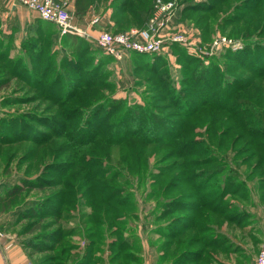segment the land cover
Listing matches in <instances>:
<instances>
[{
    "label": "rangeland",
    "instance_id": "obj_1",
    "mask_svg": "<svg viewBox=\"0 0 264 264\" xmlns=\"http://www.w3.org/2000/svg\"><path fill=\"white\" fill-rule=\"evenodd\" d=\"M113 1H102L96 13L100 21L91 25L99 30L97 36L88 33L78 47L50 26L46 30L45 23L43 32L19 30L11 25L16 19L11 20L9 32L0 27V197L8 187L34 183L39 176H53L49 178L55 183L59 169L50 166L68 162L71 155L62 151L68 142L65 132L73 133L84 124L88 111L101 106L96 104L120 100L130 107L144 105L146 99L155 114L143 122L151 128L144 129L150 143L143 138L117 145L101 140L96 142L99 150L91 147L98 156L107 154L108 162L132 179L120 189L127 194V205L114 209L116 196L109 203L110 191L102 192L97 183L102 182V173L93 182L97 186L92 192L91 181L84 179L86 171L78 164L76 174L78 169L83 172L75 181L79 189L70 194L72 205L64 206L59 217L48 215L44 221L27 217L31 208L40 209L39 202L51 201L63 187L36 184L9 197L6 211L0 204L1 223L24 244L34 246L30 250L35 264H82L84 251L91 256L89 263L85 258L88 264H255L264 241V165L256 166L259 154L246 147L249 138L228 110L201 108L192 117L184 116L185 100L195 99L189 79L184 78L195 68L218 66L212 98L227 86L234 88L228 108L246 105L245 99L264 112V0H164L178 8L170 31L183 29L191 34L192 46L170 45L144 55L125 52L122 59L106 54L97 37L101 31L144 28L138 13L144 11V4L155 2L130 0L127 11L113 14ZM233 55H239L238 59ZM191 59L194 62L187 63ZM124 106H117L116 126L125 114ZM74 113L76 119L69 124ZM158 128V133H152ZM204 140L211 151L202 155L183 157L182 151L175 150ZM84 152L85 148L79 153ZM245 158L246 165H241ZM192 173L197 178L191 182L186 175ZM109 177L108 186L114 192L122 176ZM199 184L207 188L204 192L219 188L220 193L226 184H233L235 193L225 194L223 203L226 208L232 203L226 211L231 217L212 214V210L206 217L196 216L198 208L192 204L199 199L192 185ZM172 202L175 205L170 207ZM175 230L180 233L171 239L167 232Z\"/></svg>",
    "mask_w": 264,
    "mask_h": 264
},
{
    "label": "trees",
    "instance_id": "obj_2",
    "mask_svg": "<svg viewBox=\"0 0 264 264\" xmlns=\"http://www.w3.org/2000/svg\"><path fill=\"white\" fill-rule=\"evenodd\" d=\"M103 0H73L72 6H73V10L69 9L68 10L71 12L72 18L74 20H83V19H87L88 21H91L94 16L97 13V10L99 9L100 4L102 3ZM156 0H154L155 2ZM113 3L111 4L113 6V14L116 13V11H127L129 4H130V0H124L121 3H119L118 1H113ZM153 2V4H154ZM144 8L141 11L140 15H138V19L141 20L139 24H146L150 17L153 14V10H154V5H150L148 3L143 5ZM139 10H141L139 8ZM146 10V12H145ZM112 14V16H113ZM45 23V29L48 30L47 27H51L53 28L57 34H59L60 36H62L63 38H67V39H71V43L72 45H80L81 43H83V38H85V36L82 35H78L75 33H67L64 35L60 34L59 29L57 28V26L51 22V21H47L44 20L43 18H41L38 15V19L31 23L28 24L24 30H36L39 29L40 31H42V24ZM11 25L15 28H17L18 26V22L15 23H11ZM143 25V26H144ZM44 29V30H45ZM43 32V31H42ZM60 38V37H59ZM62 39V38H60ZM177 45V44H174ZM37 47V46H34ZM78 47V46H77ZM245 48H243L244 50ZM249 49V48H248ZM241 50V51H243ZM240 51V52H241ZM250 51V50H249ZM239 52V51H238ZM133 54H138V55H144L147 53H137V52H132ZM247 54V50H245L243 52V55ZM110 56V55H109ZM234 58L238 59L239 55H233ZM249 56V55H248ZM194 61L188 60L187 63H193ZM258 64L260 62V59L257 60ZM213 64H210L208 67L206 68H195V70H193V72H189V77L188 78H184V81H187L186 79H189V83L188 85H190L193 89V95L195 97L194 101L192 102H188L187 99L185 100L186 105V109H185V114L184 116L186 118L192 117V115L197 112V110L199 111L201 108H216V109H220V110H228L229 114L232 115L237 121L238 125L240 127H242V129L244 130V134L248 136L249 140L247 142L246 147H248L249 151L252 154H259V160L257 162L258 167H261L264 165V112L261 110L262 108H260L259 106H257L254 102L252 101H247L244 99V103H246V105L244 104L243 106H241V104H238L234 107L229 106L230 108H228L227 105H229V102L232 101L233 96H232V92L234 90V88L230 89L227 88V86H225L226 88L225 91L223 90L220 94L219 97L217 98H212V92L214 89V82L216 80L215 78V73H217L218 70V66L215 68L213 67ZM158 72V69L155 73ZM80 85L84 84V79L81 78L79 80ZM89 85V84H88ZM237 93H239V90L237 91ZM183 97V96H182ZM181 97V98H182ZM198 101V102H196ZM149 101H147L146 99H144V105L140 104V105H134V106H124V104L120 101H112L109 102L106 99V103L102 104V103H98L96 104V106H99L98 109L96 111H88V116L86 118V121L84 124V126L82 125H78L76 126V131L72 132H65L64 136L66 138V141H68L67 143L64 144L62 151H69V153L71 155H69L70 158H68V162L66 163H60V164H56L50 166V169L52 170L53 168H58L59 169V174L57 175L58 180H55V183H58V185H62V189L57 193V196H54L52 198L51 201H44L43 203L39 202L40 205V209L38 208H31L27 213L29 216L27 217H37L39 221H44V219L48 216V215H55V216H60L63 212L62 210L64 209V206H71L72 205V201H70V199L73 197H69L70 194L72 195L77 189H79V184L76 185L75 181L76 178L78 177L77 174H79L80 172H82V170H85L86 175L84 177V179H88V181L90 180L91 182H89L88 184L90 185V190L92 192H94V190L96 191L95 187L97 186V183H99V189L102 190V192H105L107 190L110 191V193L107 195V198L109 200V203H112L113 201L111 200L112 197L116 196L118 199L115 200V205L114 202L112 204V206L114 207V209H118L119 207H125L127 205V200H126V195L127 194H121V190L122 188H125L123 185L129 186L128 183H132L131 180L124 172L122 173V170H118L116 167H113L106 158L107 154H100L99 156L92 153L94 152V150L92 148L95 149V151L99 150L101 145L100 143H96L98 141H106L112 145H117V144H123L131 139H135V138H143V141L145 143H150L147 134L144 132L151 130L150 127L146 126L143 122H145V119L148 118H154L155 114L152 112V107L149 105L148 103ZM220 102V103H218ZM226 102V103H225ZM231 103V102H230ZM122 104V105H121ZM232 105V104H230ZM124 106L127 107L125 108L126 110H124L123 113H125L124 115H121V117L118 119L120 120L119 123L116 126V123L113 122V116L115 114H117L118 111V107ZM151 107V108H150ZM239 107H244V108H239ZM74 110V109H73ZM76 113H74L73 115H71L68 118V123H72L76 118ZM137 119V120H136ZM263 120L262 122H260L259 120ZM182 128H185V125H182ZM161 128H158L157 132L156 131H152V133L156 134L158 133V131H160ZM171 134V131L169 132ZM180 134V133H179ZM147 137V138H146ZM148 139V140H147ZM198 141V140H197ZM198 150H196V152H192V153H188L186 152V149H194L195 147L199 146ZM211 145V144H210ZM86 146H89L90 148V153H89V148H87ZM71 147L73 148V152L71 153ZM92 147V148H91ZM68 148V149H67ZM85 148V154L79 153L81 152L83 149ZM65 149V150H64ZM176 151H182L181 152V156L185 157L188 155H194L193 153H196V155H202L206 152H210L211 148L209 147V145L204 141L199 142L198 145L195 146H187V145H183L181 146H176L175 148ZM64 153V152H63ZM89 155V156H88ZM186 161H188L189 163H191L192 160H185L184 162L186 163ZM187 162V163H188ZM184 163V164H185ZM195 163V162H194ZM246 158L243 159L241 161V165H246ZM78 164H80L83 168L78 169L77 170V174L75 172L76 167L78 166ZM185 166V165H184ZM63 167H68V170H61ZM102 167V168H101ZM74 170V173H73ZM101 173L103 174L102 176ZM141 173V172H140ZM110 174H112L113 176H119L121 175L122 177V183H120L119 185L121 186H116L117 188H114V192L110 190L111 186H108V180H110L111 178L109 177ZM101 178V183L97 182L94 183L95 179H97V177ZM134 176H140V174H136L134 173ZM187 179H189V181L191 180H195L197 178L196 173H192V174H187ZM185 176V177H186ZM49 177H53V176H39L38 180L33 182H27V181H23L22 185L19 186H15L13 188H9L7 190V193L3 196L0 197V204L3 205L2 206V211H6L7 210V202L9 197L11 198L12 196L15 195H19L23 190H25L26 188H32L34 187L36 184L40 185L41 188L45 187V186H50L51 184H55L52 183V178ZM71 177V181L67 180V178ZM115 178V177H114ZM192 178V179H191ZM192 182V181H191ZM195 184V183H194ZM232 185L230 184V187L228 186V184L225 185V187L223 188L222 192H219V188H217V190H211L208 192H204L205 189H207L204 185H192L195 187V193H196V197L198 196L199 202L192 204V206L196 207V209L198 208L197 217H202V215L204 217H206V213L208 212V210H212L213 213L215 215H221L224 216L225 218H227V216L229 214L226 213V211H229L231 208V204L229 203V207L226 208V206H223V203L225 201L224 196L225 194H231L235 193V189L233 188L232 191ZM246 185V184H245ZM21 187V188H20ZM219 187V186H218ZM243 187V185H242ZM259 188V187H258ZM231 191V192H230ZM113 192V193H112ZM237 193V192H236ZM76 194V192L74 193ZM73 194V195H74ZM94 194V193H93ZM111 195V198H110ZM245 196V195H243ZM93 197H90L89 199H91ZM243 198V197H242ZM55 199V202H54ZM224 199V200H223ZM91 202V200H90ZM179 204V202L177 203V205ZM44 208H43V206ZM175 204L170 205V207L174 206ZM22 213V212H21ZM93 213V212H92ZM24 214V213H23ZM91 214V213H90ZM90 214L88 215V221L91 218L93 219L92 216H90ZM100 215H98L97 217H99ZM195 216V217H196ZM230 216V215H229ZM231 217V216H230ZM233 217V216H232ZM100 221V220H99ZM204 225V224H202ZM201 225V226H202ZM188 228V227H187ZM202 228V229H201ZM200 229L203 231L206 228L200 227ZM179 230V229H178ZM55 233H60V231L57 230V232ZM169 233V237L171 239H175L179 233L175 231L172 232H167ZM52 235V232L48 235L49 237L45 238L46 240L51 239L50 236ZM31 242V241H28ZM206 243H211L210 241H206ZM26 246L28 247H33L34 246H30L29 243H26ZM38 247V245H37ZM39 249H49L48 246H43V247H38ZM69 249H67L68 251ZM121 250V249H120ZM122 251V250H121ZM83 262L82 264H88L91 260V256L89 255L88 251H84L83 253ZM85 258L88 260H85ZM187 259H189V257H187Z\"/></svg>",
    "mask_w": 264,
    "mask_h": 264
},
{
    "label": "built area",
    "instance_id": "obj_3",
    "mask_svg": "<svg viewBox=\"0 0 264 264\" xmlns=\"http://www.w3.org/2000/svg\"><path fill=\"white\" fill-rule=\"evenodd\" d=\"M14 1L36 12L44 20L53 22L61 35L71 33L69 28L75 27L66 3L62 4L58 0ZM177 10L175 2L156 0L153 14L144 28L120 33L101 31L97 37V43L106 54L116 59H122L125 52L151 54L161 52L174 44L192 46L193 42L189 41L191 34H187L183 29L176 33L170 31L177 15ZM81 35L89 36L86 31H83ZM4 236L5 233L0 220V239ZM9 247L10 245L6 246V248ZM255 264H264V241Z\"/></svg>",
    "mask_w": 264,
    "mask_h": 264
},
{
    "label": "crops",
    "instance_id": "obj_4",
    "mask_svg": "<svg viewBox=\"0 0 264 264\" xmlns=\"http://www.w3.org/2000/svg\"><path fill=\"white\" fill-rule=\"evenodd\" d=\"M73 0H68L66 5L69 9L73 10L72 6ZM105 16H110L106 14ZM99 16L97 14L94 18L87 22L86 20H77L74 18L73 25L82 30L90 33L92 36H97L99 30L91 29V25L94 20H98ZM101 21L106 19V17H100ZM16 19L18 22L19 30L24 28L38 19V14L31 11L27 12L25 6H21L19 3H16L14 0H0V27L4 30L11 28V20ZM86 19V18H85ZM97 22V21H96ZM22 31V33H23ZM80 35V34H78ZM5 225L2 222V228L4 230L5 236L0 239V264H35L32 263V252L30 247L26 246L20 241L19 237H16L4 227ZM7 245H10L9 248H6Z\"/></svg>",
    "mask_w": 264,
    "mask_h": 264
},
{
    "label": "water",
    "instance_id": "obj_5",
    "mask_svg": "<svg viewBox=\"0 0 264 264\" xmlns=\"http://www.w3.org/2000/svg\"><path fill=\"white\" fill-rule=\"evenodd\" d=\"M69 30L71 33L80 34V35L83 34V31L76 27H70Z\"/></svg>",
    "mask_w": 264,
    "mask_h": 264
}]
</instances>
